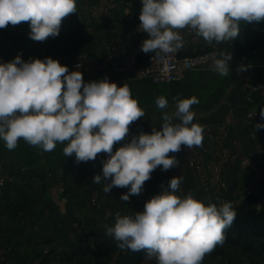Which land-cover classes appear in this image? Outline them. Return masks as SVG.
<instances>
[{
  "label": "crops",
  "instance_id": "crops-1",
  "mask_svg": "<svg viewBox=\"0 0 264 264\" xmlns=\"http://www.w3.org/2000/svg\"><path fill=\"white\" fill-rule=\"evenodd\" d=\"M76 3L77 13L63 20L59 35L44 42L30 39L26 22L0 29V63L18 55L23 61L51 57L70 72H82L85 83L105 77L118 86L127 83L145 115L130 125L128 137L114 145L113 151L140 132L150 134L153 127L159 130L164 112L171 114L174 110L173 97L196 96L200 103L192 106L196 114L193 122L204 127L203 147L182 146L180 152L171 153L180 164L168 171L158 167L145 182L142 193L127 202L120 199L127 188L114 187L104 193L103 183H93L95 175H102V162L108 158L105 153L98 154L94 161L77 164L74 154L64 157L63 145L59 144L53 152L28 145L24 149L18 146L7 155L2 150L0 178L3 171L10 178L0 185V264H128L132 251L120 250L106 235L105 226L114 224L117 212L132 215L143 211L145 202L160 193L159 179L169 183L172 177L182 176L179 194L192 193L204 201L207 190L195 163L206 174L217 202L241 201L246 188L258 202H263L264 129L255 130V125L264 123L259 114L264 108V22L242 23L239 36L223 43L221 49L232 55L229 76L213 72L210 60L205 67L188 71L179 82L157 84L135 78L132 70L119 69L115 61L101 69L86 64L77 68L74 64L81 52L102 61L104 41L118 46L124 56L137 50L144 60L151 54L140 50L146 35L138 31L141 0ZM183 33L188 38L184 55L194 56L210 48L194 33ZM241 65L247 70L237 71ZM259 84L263 85L260 89ZM159 96L169 101L168 108L158 109L155 100ZM174 168L178 173L173 176ZM219 248L224 252L205 257L211 264L253 263L249 256L237 253L235 245L223 244ZM100 249L113 251V257L96 254Z\"/></svg>",
  "mask_w": 264,
  "mask_h": 264
},
{
  "label": "clouds",
  "instance_id": "clouds-1",
  "mask_svg": "<svg viewBox=\"0 0 264 264\" xmlns=\"http://www.w3.org/2000/svg\"><path fill=\"white\" fill-rule=\"evenodd\" d=\"M138 31L147 35L140 50L167 59L184 47V30L202 38L216 51L211 54L212 71L230 75L231 52L217 45L236 39L241 24L264 22V0H141ZM77 13L76 0H0V29L9 24H29V37L44 42L59 35L62 22ZM80 64H77V68ZM239 66L237 71H246ZM196 96L173 97L174 110L164 112L159 130L140 132L115 151L114 145L126 140L130 125L145 112L133 98L130 86H118L107 77L84 82L80 71H69L58 60L46 57L0 63V141L15 150L20 141L42 152H53L63 145L64 157L75 155V163L94 161L107 154L102 175L93 183L127 188L122 201L139 196L151 173L158 167L168 171L180 161L171 153L182 146L203 147L204 127L194 123ZM160 110L169 101L159 96ZM264 120V108L260 110ZM256 115V114H255ZM264 129V123L255 130ZM182 176L172 177L168 189L145 202L143 211L132 215L115 214L113 225H106L122 251L144 252L157 264H203L204 258L223 246L226 232L237 212L231 202L205 203L194 194H179Z\"/></svg>",
  "mask_w": 264,
  "mask_h": 264
},
{
  "label": "built area",
  "instance_id": "built-area-1",
  "mask_svg": "<svg viewBox=\"0 0 264 264\" xmlns=\"http://www.w3.org/2000/svg\"><path fill=\"white\" fill-rule=\"evenodd\" d=\"M182 35L185 40L184 47L166 60L155 56L154 53L150 54L145 60H141L137 50L130 51L124 56L118 46L104 41L105 57L102 61L98 62L95 58L90 57L87 52H81L75 57L74 64H80V66L86 64L88 67L101 69L107 67L111 61H115L116 67L121 70L126 68L132 70L137 79H148L157 84L179 82L185 77L188 71L205 67L211 60V54L216 51L213 46H210L203 53L194 56L184 55L188 38L183 32ZM222 45L223 43L217 45V47L221 49ZM262 87L263 85H257L258 89ZM4 183L5 178L2 177L0 179V185ZM208 203H215V201L210 200ZM33 264H39V262L36 261Z\"/></svg>",
  "mask_w": 264,
  "mask_h": 264
},
{
  "label": "rangeland",
  "instance_id": "rangeland-1",
  "mask_svg": "<svg viewBox=\"0 0 264 264\" xmlns=\"http://www.w3.org/2000/svg\"><path fill=\"white\" fill-rule=\"evenodd\" d=\"M133 1H135V0H133ZM146 38H147V35H145L144 39H146ZM20 142L21 143H19V145H18L19 147L21 146V147H23V149H24V147H26V148L29 147V145L27 147V144L23 140H21ZM2 150L5 151L6 155L10 154V153H14V150L13 151L7 150L5 148V146H4L3 141H0V153L2 152ZM25 151L26 150H23V155L22 156H24V152ZM11 155L15 156L14 154H11ZM194 165L198 169V171H197L198 172V177H200V179L202 180L204 189L207 190V198L204 200V202L208 203L210 200H214L215 203H217V205L219 206L220 203L217 202V199H216L215 195H213V193H212L213 192V187H211V184L208 183V180L206 178V174L204 173V171L199 169V167H200L199 164L195 163ZM1 166L3 168L2 163H1ZM171 172H172V174L174 176V175H177L178 170L176 168H174V169L171 170ZM2 177H4L5 181H6L7 179L10 178V175L3 171V174L1 176V178ZM168 184L169 183L165 179H159V181H158L159 187L158 188H159L160 192L162 190H166V188L168 189ZM244 194H245V196H244L243 200H241V201L239 200V201H236V202L232 203L237 213H241V211L243 210L242 205L244 204L245 200L249 196L253 195V194H251V189L250 188H246V190L244 191ZM244 208L245 209L256 208L258 210H263L264 211V201L263 202H258L256 200V202L254 204H247V205L244 206ZM234 223H236V226L238 225V227H236V226L235 227L238 228V231H239L240 224L238 223L237 219H235ZM240 233H241L240 231H239V233H237V231L234 230L230 235L227 236L224 244L235 245L236 248H237L236 252L237 253H244V255L249 256L250 260L253 262L252 264H264V251L260 250L257 247V244L254 243V241H252V239H251V237H250L248 232L242 233V234H240ZM242 237H244V238H242ZM221 251L224 252L221 248H219V249L216 248L213 252L217 253V252H221ZM111 252H113V251L108 250V251L104 252L103 254H105L106 258H109V256L113 257V254H111ZM128 260H129L128 264H157V262H156V260L154 258L153 259H148L146 257V255L138 256V254H136L133 251L129 255ZM207 262H209V263H207ZM203 264H211V260H207V259L204 258Z\"/></svg>",
  "mask_w": 264,
  "mask_h": 264
},
{
  "label": "trees",
  "instance_id": "trees-1",
  "mask_svg": "<svg viewBox=\"0 0 264 264\" xmlns=\"http://www.w3.org/2000/svg\"><path fill=\"white\" fill-rule=\"evenodd\" d=\"M256 200H257L256 195L249 196L245 200L244 204L242 205L243 210L241 211V213H237L236 219L238 223L240 224V229H239V231L241 232L240 234L248 232L252 241H254V243L257 244V247L260 250L264 251V211L258 210L256 208H252V209L244 208V206L247 204H254ZM235 226H236V223H233L232 226L227 230L226 238L234 230L237 231V233H239L238 228H236L238 227V225L236 227ZM96 252H97L96 254L100 255L106 252V250L100 249L99 251L97 250ZM135 253L138 254V256L146 255L144 252H135Z\"/></svg>",
  "mask_w": 264,
  "mask_h": 264
}]
</instances>
